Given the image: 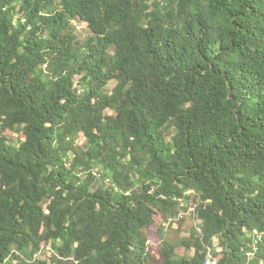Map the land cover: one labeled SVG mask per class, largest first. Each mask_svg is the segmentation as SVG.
<instances>
[{"label": "trees", "instance_id": "obj_1", "mask_svg": "<svg viewBox=\"0 0 264 264\" xmlns=\"http://www.w3.org/2000/svg\"><path fill=\"white\" fill-rule=\"evenodd\" d=\"M215 238L264 263V0H0V264H205Z\"/></svg>", "mask_w": 264, "mask_h": 264}, {"label": "rangeland", "instance_id": "obj_2", "mask_svg": "<svg viewBox=\"0 0 264 264\" xmlns=\"http://www.w3.org/2000/svg\"><path fill=\"white\" fill-rule=\"evenodd\" d=\"M73 24L75 25L77 29L76 33L78 37L82 40H85L88 36V25L85 22H81L78 20H76ZM10 141L12 142L13 146L19 147L21 138L18 137V135H15L14 137L10 139ZM84 141H85L84 137L80 138L79 144H83ZM183 206L188 208V210L183 211L181 215L182 219H180L182 221L181 224L180 222H178V219H177L173 221L174 224L172 225V228L169 230V237L171 238L173 242L178 239L189 237L190 232L193 228L198 229V230L200 229L201 222L195 218V205H193L189 201H186V202H183ZM161 220H162L161 217L158 218L157 225L151 228V230L149 231L148 237H149V243L151 244V247L154 245V242H156L155 239L159 231L158 228H160V223L162 224ZM180 227H181V232L179 233V235H177L176 232L178 231V229H180ZM219 245H220V239L215 238L214 248L210 249L209 251L213 256H215V252L218 253L221 251V248L219 247ZM178 254L184 256L186 254L185 248H178ZM189 255H193V252L190 253ZM53 257H54V254L52 252L51 246H47L44 249L43 253L39 255L40 259H43L44 261H47L48 263H50L53 260Z\"/></svg>", "mask_w": 264, "mask_h": 264}, {"label": "built area", "instance_id": "obj_3", "mask_svg": "<svg viewBox=\"0 0 264 264\" xmlns=\"http://www.w3.org/2000/svg\"><path fill=\"white\" fill-rule=\"evenodd\" d=\"M205 264H218L217 260L215 259V257L209 252V255L206 259Z\"/></svg>", "mask_w": 264, "mask_h": 264}, {"label": "clouds", "instance_id": "obj_4", "mask_svg": "<svg viewBox=\"0 0 264 264\" xmlns=\"http://www.w3.org/2000/svg\"><path fill=\"white\" fill-rule=\"evenodd\" d=\"M209 251H210V249H209ZM208 255H209V252H208ZM208 257V256H207ZM216 259V258H215ZM217 260V259H216Z\"/></svg>", "mask_w": 264, "mask_h": 264}]
</instances>
